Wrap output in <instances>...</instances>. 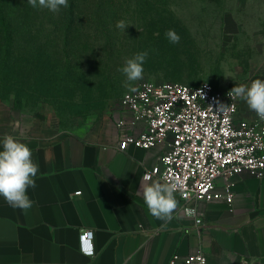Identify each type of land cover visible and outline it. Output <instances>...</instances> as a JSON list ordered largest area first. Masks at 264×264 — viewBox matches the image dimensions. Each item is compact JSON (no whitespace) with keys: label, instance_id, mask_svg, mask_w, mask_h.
<instances>
[{"label":"rangeland","instance_id":"1","mask_svg":"<svg viewBox=\"0 0 264 264\" xmlns=\"http://www.w3.org/2000/svg\"><path fill=\"white\" fill-rule=\"evenodd\" d=\"M10 3L21 9L11 29L0 25V101L65 134L87 135L142 81L264 80V0H68L58 12ZM141 51L143 79L128 82L120 69Z\"/></svg>","mask_w":264,"mask_h":264},{"label":"crops","instance_id":"2","mask_svg":"<svg viewBox=\"0 0 264 264\" xmlns=\"http://www.w3.org/2000/svg\"><path fill=\"white\" fill-rule=\"evenodd\" d=\"M255 114L241 100L239 117ZM112 117L78 136L17 118L0 101V142L7 134L26 143L39 165L31 208L0 196V264H169L175 256L184 264L200 253L209 264H264V178L235 177L232 204H199L200 224L175 194L178 207L165 224L140 191L141 182L159 180L145 174L161 166L164 148L121 150ZM85 231L93 232V255L83 250Z\"/></svg>","mask_w":264,"mask_h":264},{"label":"built area","instance_id":"3","mask_svg":"<svg viewBox=\"0 0 264 264\" xmlns=\"http://www.w3.org/2000/svg\"><path fill=\"white\" fill-rule=\"evenodd\" d=\"M231 89L208 82L192 87L142 81L122 98L120 108L112 115L121 150L129 145L147 151L164 148L161 166L146 172L145 177L148 181L163 182L165 177L178 181L181 190L176 194L185 211L198 218V224L199 204H232L235 177L248 172L264 178V121L257 114L240 118L241 99L232 101L228 95ZM220 105L231 106L219 111ZM92 238V231L81 235L86 254ZM90 247L88 255H93L94 247ZM177 259L175 256L169 264H177ZM184 264L209 263L200 253L187 258Z\"/></svg>","mask_w":264,"mask_h":264},{"label":"clouds","instance_id":"4","mask_svg":"<svg viewBox=\"0 0 264 264\" xmlns=\"http://www.w3.org/2000/svg\"><path fill=\"white\" fill-rule=\"evenodd\" d=\"M33 8H46L58 12L61 8L68 7V0H28ZM128 25L118 21L116 27L122 30ZM170 43L176 44L180 36L175 30L165 33ZM148 56V51H141L133 58L127 59L120 71L126 76L128 82L143 79V64ZM131 87L130 84L126 85ZM232 101L244 100L249 109L254 111L261 121H264V80L255 79L250 84L235 86L228 93ZM231 106V105H230ZM226 105H220L219 111L226 110ZM0 149V196L13 208L27 210L32 207L33 201L28 196V189L36 187L35 177L39 172V165L33 162L30 147L12 135L3 137ZM148 178L145 177V180ZM181 190L178 181L165 177L164 181L151 183L141 182L140 191L149 213L165 224L173 219V213L178 207L176 192Z\"/></svg>","mask_w":264,"mask_h":264},{"label":"trees","instance_id":"5","mask_svg":"<svg viewBox=\"0 0 264 264\" xmlns=\"http://www.w3.org/2000/svg\"><path fill=\"white\" fill-rule=\"evenodd\" d=\"M21 8L11 7L10 0H0V25L3 30L11 29V19L13 14L19 13Z\"/></svg>","mask_w":264,"mask_h":264},{"label":"snow or ice","instance_id":"6","mask_svg":"<svg viewBox=\"0 0 264 264\" xmlns=\"http://www.w3.org/2000/svg\"><path fill=\"white\" fill-rule=\"evenodd\" d=\"M85 250H86V252H88V254H91V247H90V245Z\"/></svg>","mask_w":264,"mask_h":264}]
</instances>
